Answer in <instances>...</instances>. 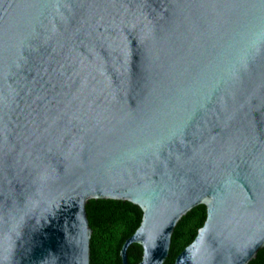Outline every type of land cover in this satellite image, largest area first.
<instances>
[{
    "label": "water",
    "instance_id": "95a60500",
    "mask_svg": "<svg viewBox=\"0 0 264 264\" xmlns=\"http://www.w3.org/2000/svg\"><path fill=\"white\" fill-rule=\"evenodd\" d=\"M143 211L121 250L264 248V0H0V264H91L87 204Z\"/></svg>",
    "mask_w": 264,
    "mask_h": 264
},
{
    "label": "trees",
    "instance_id": "16d2710c",
    "mask_svg": "<svg viewBox=\"0 0 264 264\" xmlns=\"http://www.w3.org/2000/svg\"><path fill=\"white\" fill-rule=\"evenodd\" d=\"M87 213L93 229L91 264H123L121 250L125 241L140 227L143 211L130 202L112 199H92ZM207 219V207L199 205L189 211L178 223L172 237L170 255L164 264H175L177 256L196 238ZM143 247L133 243L128 249L130 264H139ZM249 264H264V248Z\"/></svg>",
    "mask_w": 264,
    "mask_h": 264
}]
</instances>
